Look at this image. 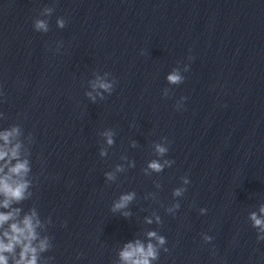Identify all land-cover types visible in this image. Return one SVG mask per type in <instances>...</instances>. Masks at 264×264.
Here are the masks:
<instances>
[{"label":"clouds","instance_id":"1","mask_svg":"<svg viewBox=\"0 0 264 264\" xmlns=\"http://www.w3.org/2000/svg\"><path fill=\"white\" fill-rule=\"evenodd\" d=\"M45 13L51 14L52 9L46 8ZM57 25L60 28L65 27L64 19H58ZM34 27L37 31L47 32L48 25L44 20H36L34 22ZM168 82L171 84H180L183 81V77L177 72H173L167 77ZM100 88L105 91H109L111 89V85L105 82H98L93 84V88ZM89 97H92L91 93H88ZM94 100L95 98L92 97ZM184 97L181 98L183 101ZM177 110L182 107V104H177ZM19 130L17 128H13L11 131H5L0 133V139L5 142L4 146H0V160H5L8 157L9 161L11 159H17V163L9 168L7 174L0 176V195H3L5 198L0 204V207L8 208L13 200L20 201L25 198V191L28 188V181L23 179V177L29 172L28 161L27 160H19V152L20 148L19 144H16L12 148H8L7 145L10 143V137L18 134ZM105 137L107 138L108 145H113V134L112 132H105ZM167 140L166 137H164ZM155 149L157 154L163 156L168 152V147H165L161 144H156ZM101 156H105L106 152L101 151ZM173 160H165L164 163H160L157 160H152L148 164V169L152 172H162L165 165L171 166L173 164ZM8 162L6 161L5 166H7ZM122 166H117L116 171H123ZM0 172H3V168L0 167ZM147 174V173H146ZM107 180L113 181L116 179V176L112 172L105 173ZM19 179H16V178ZM183 183L188 185L190 183L187 176L183 177ZM159 186V185H158ZM187 189L185 188H176L173 190L174 196H181ZM135 198L134 192H129L127 194L121 195L119 200L116 201L112 206L113 212H120L122 216L128 217L131 215L130 212L122 211L126 209L129 203ZM179 203L174 205V208L168 209L169 212H172L174 209H179ZM18 209L13 211L4 213L0 212V226L13 219L14 215L18 213ZM200 211L203 213L206 209L202 208ZM259 212L262 216L258 217L255 212L250 214V219L253 222V226L260 229V231L264 232V206H261ZM36 213L33 212L31 215H26L23 220L19 223H12L10 225V231H6L4 233V237L7 239V243L5 239H0V264H8L7 257L3 254L5 252L12 253L14 252L15 246L19 245L21 247L20 257L15 261V264H37L38 259V251H45L49 247L47 239H42L39 241L38 248L32 246V241L37 239L36 227L39 225V220H35ZM35 220V223H34ZM157 223L160 222V218L156 217ZM147 223H151V219L146 221ZM149 238V242L147 244L142 243L140 240H136L135 242L127 243L124 248L120 252V260L122 264H152L153 261L159 259V248L157 245L163 247L167 241L164 236L158 235L155 231H149L147 233ZM155 240L157 243L153 244L151 241ZM203 239L208 242L212 240L211 236L205 235ZM258 240H264V236H258ZM164 252H168V248H163Z\"/></svg>","mask_w":264,"mask_h":264}]
</instances>
